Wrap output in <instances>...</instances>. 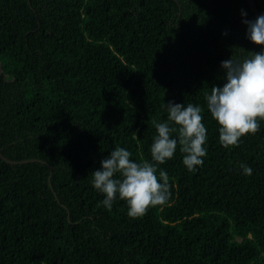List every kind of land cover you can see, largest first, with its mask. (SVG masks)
<instances>
[{
	"label": "trees",
	"instance_id": "16d2710c",
	"mask_svg": "<svg viewBox=\"0 0 264 264\" xmlns=\"http://www.w3.org/2000/svg\"><path fill=\"white\" fill-rule=\"evenodd\" d=\"M255 17L247 0H0V147L53 167L51 186L46 163L0 156V264H264V120L224 148L205 99L222 61L264 48ZM169 101L201 107L203 165L178 145L166 203L108 210L92 172L117 147L151 161Z\"/></svg>",
	"mask_w": 264,
	"mask_h": 264
},
{
	"label": "clouds",
	"instance_id": "9594fccd",
	"mask_svg": "<svg viewBox=\"0 0 264 264\" xmlns=\"http://www.w3.org/2000/svg\"><path fill=\"white\" fill-rule=\"evenodd\" d=\"M247 17V12L241 10ZM246 38L264 46V13L254 19H243ZM224 36L228 33L225 31ZM222 86L205 95L207 109L219 125V143L224 148L238 146L246 134H255L264 120V48L244 58L233 56L221 62ZM167 119L155 123L156 134L150 147L151 161L136 162L132 153L117 147L101 160V167L92 172L91 185L104 195L102 205L111 210L113 202L123 200L127 215L136 219L150 207L163 205L170 197L169 177L159 165L172 159L177 147L184 154L183 164L189 172L197 170L207 155V129L202 123V109L193 104L166 103ZM175 134V135H174ZM243 174L253 169L241 165Z\"/></svg>",
	"mask_w": 264,
	"mask_h": 264
},
{
	"label": "water",
	"instance_id": "95a60500",
	"mask_svg": "<svg viewBox=\"0 0 264 264\" xmlns=\"http://www.w3.org/2000/svg\"><path fill=\"white\" fill-rule=\"evenodd\" d=\"M247 1H248V5H249V8H250V13H253L255 16H258V15L262 14V12L260 11V9L258 8V6L256 4V0H247ZM2 74H3V64L0 61V78H1ZM0 156L6 162L12 163V164H15V163H24V162H29V161H40V162L46 163L49 166L50 171H51L49 180H50V185L52 186L51 178H52L53 167L48 162H46L44 160H41V159H37V158L24 159V160H13V159H10L9 157H7L6 155L3 154L2 150H1V147H0Z\"/></svg>",
	"mask_w": 264,
	"mask_h": 264
}]
</instances>
